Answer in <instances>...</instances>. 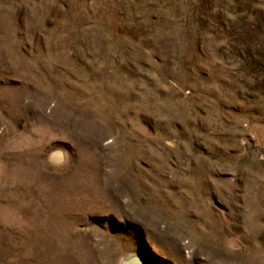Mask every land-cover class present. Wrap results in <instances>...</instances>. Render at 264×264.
<instances>
[{
    "label": "rangeland",
    "instance_id": "1",
    "mask_svg": "<svg viewBox=\"0 0 264 264\" xmlns=\"http://www.w3.org/2000/svg\"><path fill=\"white\" fill-rule=\"evenodd\" d=\"M135 255L264 264V0H0V264Z\"/></svg>",
    "mask_w": 264,
    "mask_h": 264
},
{
    "label": "water",
    "instance_id": "2",
    "mask_svg": "<svg viewBox=\"0 0 264 264\" xmlns=\"http://www.w3.org/2000/svg\"><path fill=\"white\" fill-rule=\"evenodd\" d=\"M50 160L55 164H62L65 160V155L62 150H55L50 154ZM120 264H149L143 258L139 256H130L126 259H123Z\"/></svg>",
    "mask_w": 264,
    "mask_h": 264
}]
</instances>
